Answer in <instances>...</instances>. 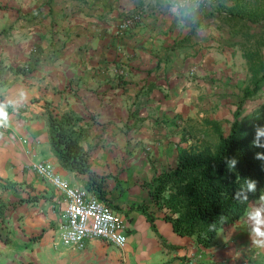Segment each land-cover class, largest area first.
Listing matches in <instances>:
<instances>
[{
    "label": "crops",
    "instance_id": "crops-1",
    "mask_svg": "<svg viewBox=\"0 0 264 264\" xmlns=\"http://www.w3.org/2000/svg\"><path fill=\"white\" fill-rule=\"evenodd\" d=\"M146 2L0 0V30L12 26L7 36L0 34V62L34 65L23 76L8 71L0 85V108L9 111L6 129L0 130V177L26 182L39 197L34 203H0V223L8 226L0 264H171L188 255L200 264H218L228 257L215 244L217 239L233 243V223L218 231L211 246L203 247L191 237H178L161 214L156 215L154 231L144 215L126 213L123 206L126 201L129 206L149 201L142 183L175 166L179 151L193 144L182 138V126L206 112L202 94L204 101L212 96L211 55L196 46L190 52L172 48L170 34L152 14L116 35L122 14ZM47 102L53 112L72 111L90 124L83 146L91 151V169L105 178L108 202L118 205L112 209L129 218L123 248L100 239H88L81 247L61 242L58 193L31 165L51 161L70 184L83 185L52 153ZM21 103L26 109L15 113ZM12 192L22 197L19 188ZM243 221L248 224L246 217ZM134 228L136 234L128 236Z\"/></svg>",
    "mask_w": 264,
    "mask_h": 264
},
{
    "label": "trees",
    "instance_id": "trees-1",
    "mask_svg": "<svg viewBox=\"0 0 264 264\" xmlns=\"http://www.w3.org/2000/svg\"><path fill=\"white\" fill-rule=\"evenodd\" d=\"M244 57L254 76L253 87L245 90L228 132L223 133L215 127L213 144L201 140L181 149L175 166L155 173L142 183L149 201L128 206L126 213L135 210L144 215L154 231V209H157L174 233L209 247L218 231L240 219L264 190V161L256 159V154L264 153V149L253 146L255 126H264V105L245 114L240 110L243 100L264 85V65L257 56L245 53ZM45 121L49 144L60 166L76 174L87 191L96 194L111 208H118L117 204L108 202L105 178L91 169V151L83 146L90 124L72 111L53 112L47 104ZM226 158L238 161L234 170H228ZM243 179L258 182L257 193H250L246 202L233 198ZM3 218L0 208V219ZM159 237L163 240L161 235Z\"/></svg>",
    "mask_w": 264,
    "mask_h": 264
},
{
    "label": "rangeland",
    "instance_id": "rangeland-1",
    "mask_svg": "<svg viewBox=\"0 0 264 264\" xmlns=\"http://www.w3.org/2000/svg\"><path fill=\"white\" fill-rule=\"evenodd\" d=\"M171 3L187 4L190 3V0H147L145 6L122 14L116 25V35L119 36L117 32L119 24L129 15L139 14L138 22L135 24L137 25L146 14H152L151 16L155 18L156 22L164 24L165 33L170 34L171 43L169 42V44L172 45V48H176L180 52L187 50L190 52L195 50L193 46H196L197 49L204 50L211 55L212 60L209 64L213 73L212 96H207L205 101L203 94L200 98V104L208 107H206V112H202V116L193 117L182 126L181 136L184 141L189 139L186 144L189 142L195 144L201 139L213 144L216 141L214 128H218L223 133L228 132L230 122L245 90L253 87L254 76L244 54L249 53L257 56L258 61H262L264 65V0H210L209 6L204 7L200 12L199 19L202 25L200 31L178 27L175 19L168 15V7ZM20 15L17 18H20ZM6 28L0 30L1 35L7 36V31L11 30L12 26L9 25ZM37 50V47H33L31 51L37 53ZM18 64L7 66L3 61L0 62V85L5 84L8 71L23 76L34 69V65L32 67L28 62ZM200 88H203V85ZM45 104L50 105L48 102ZM261 104L264 105V85L243 100L240 106L241 113L245 114ZM25 109V104L21 103L15 107L14 112H22ZM0 113L3 114L0 115V130H5L9 111L0 108ZM261 139L264 141V137ZM65 179L69 182L68 177ZM18 188L22 191V197L12 192ZM31 191L32 187L28 186L26 182L0 177V203L11 205V202L19 203L20 201L21 203L24 200L34 203L38 201L39 197L33 195ZM7 192L14 195L8 198L5 196ZM126 202L123 205L124 209H129V204ZM55 213L59 218V212L56 210ZM119 213L129 227L128 215ZM154 214L159 215L160 211L154 209ZM244 218L233 222L232 231L235 238L233 243L217 239L215 247L223 251L226 250L228 253V257L217 261L218 264H264V249L252 245L249 236L250 226L244 223ZM7 230V224L0 223V246H3V235ZM135 231L136 228L128 232L127 235L136 234ZM186 257L185 260L182 258L181 261L171 264H200L195 257L189 255Z\"/></svg>",
    "mask_w": 264,
    "mask_h": 264
},
{
    "label": "built area",
    "instance_id": "built-area-1",
    "mask_svg": "<svg viewBox=\"0 0 264 264\" xmlns=\"http://www.w3.org/2000/svg\"><path fill=\"white\" fill-rule=\"evenodd\" d=\"M138 19V13L126 17L118 26V34L133 27ZM31 168L58 193L63 215L58 234L62 243L81 247L88 239H100L118 248L125 246L128 226L119 212L84 187L70 184L55 170L51 161L35 162Z\"/></svg>",
    "mask_w": 264,
    "mask_h": 264
},
{
    "label": "clouds",
    "instance_id": "clouds-1",
    "mask_svg": "<svg viewBox=\"0 0 264 264\" xmlns=\"http://www.w3.org/2000/svg\"><path fill=\"white\" fill-rule=\"evenodd\" d=\"M210 0H190L187 4L171 3L168 7V15L175 19L178 27L192 28L200 31L202 25L200 24V12L204 7L209 6ZM0 115H3L0 113ZM264 126L257 124L255 126V137L253 146L257 148H264ZM256 159L264 161V153H257ZM228 170L232 171L236 168L238 161L235 158H226ZM258 190V182L252 179H243V184L236 190L234 199L240 202L249 200V194H255ZM252 207L246 213V222L250 226V240L253 246L264 249V190Z\"/></svg>",
    "mask_w": 264,
    "mask_h": 264
}]
</instances>
